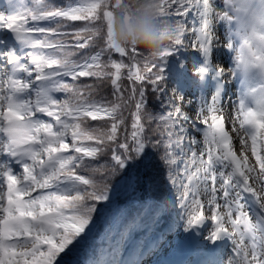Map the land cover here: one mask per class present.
<instances>
[{"label":"snow or ice","instance_id":"1","mask_svg":"<svg viewBox=\"0 0 264 264\" xmlns=\"http://www.w3.org/2000/svg\"><path fill=\"white\" fill-rule=\"evenodd\" d=\"M127 7L0 10V264H264V0H158V59Z\"/></svg>","mask_w":264,"mask_h":264},{"label":"clouds","instance_id":"2","mask_svg":"<svg viewBox=\"0 0 264 264\" xmlns=\"http://www.w3.org/2000/svg\"><path fill=\"white\" fill-rule=\"evenodd\" d=\"M127 11L117 9L112 42L145 50L152 59L174 40L173 25L160 18L158 0H124Z\"/></svg>","mask_w":264,"mask_h":264},{"label":"trees","instance_id":"3","mask_svg":"<svg viewBox=\"0 0 264 264\" xmlns=\"http://www.w3.org/2000/svg\"><path fill=\"white\" fill-rule=\"evenodd\" d=\"M182 53L183 51H181L180 53L178 54H174V56L171 58L170 62H169V69H166V70H170L171 68V65L174 64L177 60L181 59L182 58ZM144 56H148V53L145 51L143 53ZM158 155V154H157ZM164 175L166 176V172L164 173ZM174 191V190H173ZM176 207H179V205L177 204ZM105 222L103 219H100L97 221V228L98 230L100 231H103L104 228H105ZM97 245H98V241H97ZM88 254V246H85L83 249H82V256H86Z\"/></svg>","mask_w":264,"mask_h":264},{"label":"rangeland","instance_id":"4","mask_svg":"<svg viewBox=\"0 0 264 264\" xmlns=\"http://www.w3.org/2000/svg\"><path fill=\"white\" fill-rule=\"evenodd\" d=\"M4 4H5V0H0V10H3ZM183 59L189 61V67H191L190 55L188 53H184V58ZM221 59H223V57H221Z\"/></svg>","mask_w":264,"mask_h":264}]
</instances>
